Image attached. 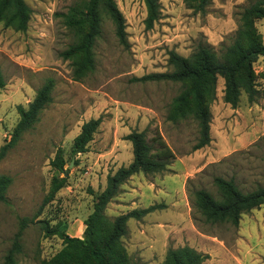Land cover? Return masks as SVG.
<instances>
[{"label":"rangeland","instance_id":"374dc122","mask_svg":"<svg viewBox=\"0 0 264 264\" xmlns=\"http://www.w3.org/2000/svg\"><path fill=\"white\" fill-rule=\"evenodd\" d=\"M79 0H26L31 18L25 31L0 23V148L19 121L18 106L33 101L52 77V101L36 125L0 161V174L12 178L8 202H0V264H5L21 220L28 225L16 264H43L62 247L57 235H47L39 220L62 223L72 236H83L84 220L93 210L107 175L133 159L132 130L145 131L151 142L160 134L175 157L161 173L133 175L106 213L117 216L152 204L161 207L140 219L128 220L123 238L130 256L140 264H162L169 248L190 246L209 254L203 264H264V205L242 215L239 225L210 224L192 206L189 193L204 188L216 194L214 178H233L244 190L264 185V55L254 63L259 90L255 102L242 92L236 108L223 100L224 79L210 104L211 141L195 149L199 127L192 117L172 120L180 84L146 80L144 75L168 72V52L189 56L202 42L218 50L232 42L238 13L249 0H211L207 12L189 8L185 0H159L161 15L147 29L143 0H115L126 20L129 46L118 41L114 24L102 22L94 46L95 68L75 80L68 60L60 55L73 40L60 13ZM264 41V20L256 21ZM102 121L87 150L72 155L71 147L84 122ZM64 150L66 185L53 201L41 207L53 175L50 161ZM41 208V210H40Z\"/></svg>","mask_w":264,"mask_h":264},{"label":"trees","instance_id":"16d2710c","mask_svg":"<svg viewBox=\"0 0 264 264\" xmlns=\"http://www.w3.org/2000/svg\"><path fill=\"white\" fill-rule=\"evenodd\" d=\"M143 1L147 9L146 28L151 29L160 18V3L159 0ZM185 2L195 12L205 14L211 0ZM59 16L73 35L72 42L60 55L70 62L75 80L84 78L95 68L94 46L101 35L104 18L114 24L120 44L129 46L126 20L115 0H79ZM30 18L31 8L26 0H0V23L5 27L25 31ZM260 19L264 20V0H249L238 13L239 25L231 43H223L215 50L200 42L189 56L170 50L168 64L171 71L150 73L140 78L142 81L167 80L182 86L181 92L173 101L170 118L176 121L190 116L197 121L199 139L195 149L202 148L211 141L210 104L217 98L219 78L224 79L223 100L233 108L238 106L242 92L247 94L250 102H255L258 98L254 63L264 55V41L256 26V21ZM5 84L0 69V89ZM54 86V78L49 77L27 107L18 106L20 118L10 139L0 148V161L19 142L22 135L39 121L41 112L52 101ZM101 121V117H98L83 123L73 140L72 155L87 150ZM126 138L132 143L133 159L128 165H122L114 173L107 175L105 188L95 196L93 210L84 220L82 237L67 233V226L62 227L61 222L52 225L49 221L39 220L47 235H57L63 242V247L51 259L43 261V264H140L130 256L123 240L128 233V220L140 219L162 204L134 208L114 217L109 216L106 209L120 194L122 185L133 175L141 172H164L175 154L158 133L151 142L145 131L132 130ZM66 163L64 150L58 147L50 161L56 173L41 207L53 201L66 185L67 176H61V173H65ZM11 183L10 176L0 174V202H8L7 190ZM214 185L216 194L204 188L194 189L189 193L193 208L206 223L238 226L243 214L264 205V185L244 191L233 178L222 176L214 178ZM27 225L28 219L23 218L5 264H16V255L21 251V239ZM209 257V254L190 246L171 247L162 264H203Z\"/></svg>","mask_w":264,"mask_h":264},{"label":"water","instance_id":"95a60500","mask_svg":"<svg viewBox=\"0 0 264 264\" xmlns=\"http://www.w3.org/2000/svg\"><path fill=\"white\" fill-rule=\"evenodd\" d=\"M65 174H67V173H65Z\"/></svg>","mask_w":264,"mask_h":264}]
</instances>
